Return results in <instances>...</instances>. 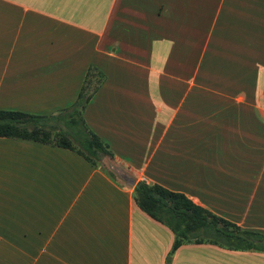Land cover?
Segmentation results:
<instances>
[{"label": "crops", "instance_id": "crops-1", "mask_svg": "<svg viewBox=\"0 0 264 264\" xmlns=\"http://www.w3.org/2000/svg\"><path fill=\"white\" fill-rule=\"evenodd\" d=\"M91 70L82 117L113 158L0 136V264H264L210 242L167 258L170 228L108 171L264 233V0H0V108L55 113Z\"/></svg>", "mask_w": 264, "mask_h": 264}, {"label": "trees", "instance_id": "trees-1", "mask_svg": "<svg viewBox=\"0 0 264 264\" xmlns=\"http://www.w3.org/2000/svg\"><path fill=\"white\" fill-rule=\"evenodd\" d=\"M101 81V74L93 70L76 98L68 107L55 113L33 114L0 108V136L22 138L67 147L83 155L91 164L113 158L108 145L85 124L82 111L91 93ZM109 173L116 176L108 168ZM137 205L154 219L165 224L173 233L168 252L189 242H210L233 249L264 250V233L243 229L232 221L195 203L185 193L159 183L138 180L133 186Z\"/></svg>", "mask_w": 264, "mask_h": 264}, {"label": "water", "instance_id": "water-1", "mask_svg": "<svg viewBox=\"0 0 264 264\" xmlns=\"http://www.w3.org/2000/svg\"><path fill=\"white\" fill-rule=\"evenodd\" d=\"M108 163V162H107ZM109 165V164H108ZM111 170L115 172V174L127 185L132 186L136 182V177L126 170L124 167L118 164H110Z\"/></svg>", "mask_w": 264, "mask_h": 264}, {"label": "built area", "instance_id": "built-area-1", "mask_svg": "<svg viewBox=\"0 0 264 264\" xmlns=\"http://www.w3.org/2000/svg\"><path fill=\"white\" fill-rule=\"evenodd\" d=\"M263 93H264V91H263ZM263 98H264V95H263Z\"/></svg>", "mask_w": 264, "mask_h": 264}]
</instances>
